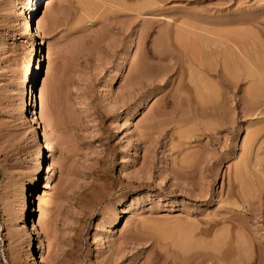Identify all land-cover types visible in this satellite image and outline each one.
<instances>
[{
    "label": "rangeland",
    "instance_id": "obj_1",
    "mask_svg": "<svg viewBox=\"0 0 264 264\" xmlns=\"http://www.w3.org/2000/svg\"><path fill=\"white\" fill-rule=\"evenodd\" d=\"M34 1L0 0V264H264V0Z\"/></svg>",
    "mask_w": 264,
    "mask_h": 264
},
{
    "label": "bare ground",
    "instance_id": "obj_2",
    "mask_svg": "<svg viewBox=\"0 0 264 264\" xmlns=\"http://www.w3.org/2000/svg\"><path fill=\"white\" fill-rule=\"evenodd\" d=\"M44 1H46V0H35L34 1V3L32 4V6H31V8H30V12H29V17L27 18V22H31L32 20H36V16H37V14H38V8H39V4H40V2H44ZM109 1V0H108ZM111 1H113L112 3H117L116 1H114V0H110V2ZM49 3V2H48ZM109 3V2H108ZM161 3V2H160ZM159 3V4H160ZM122 5V4H121ZM124 7V6H123ZM93 8V7H92ZM128 11H131V12H135V15L137 14V15H142V14H151V15H154V14H159L160 13V8H158V7H156L155 6V3H154V0H144L141 4H139V5H137V6H132V7H130V9L128 8ZM161 18V17H160ZM163 18V17H162ZM147 20V19H146ZM26 22V24H27V26H29L28 25V23ZM36 23V22H35ZM155 23V22H154ZM34 27V26H33ZM41 31V29H39V27L38 26H36V28L34 29V32H33V36L35 37V38H37L40 42L37 44V46H36V50L38 49L39 50V54L42 52V48H43V46H44V41H43V38H42V35H41V33L42 32H40ZM163 35V36H162ZM161 35V37H160V39H159V45L160 46H158L157 45V49H156V51L158 50V48L160 47V49L161 50H163L164 49V47H163V45H164V43L166 42L165 41V35L164 34H162ZM180 36V35H179ZM142 37V36H141ZM184 38V37H183ZM143 40V39H142ZM141 39H140V41L141 42H143ZM177 40V39H176ZM179 40H181V39H179ZM144 43V42H143ZM141 46V45H140ZM146 46V45H145ZM142 48V47H141ZM159 49V50H160ZM157 51V53L156 54H154V53H149V50H146V51H144L143 52V55H142V57L144 58L143 60H151V59H153V58H157L158 59V61L159 60H163L164 58L163 57H165V53L163 54V52H165V49L163 50V52L162 51ZM155 51V52H156ZM36 52H35V57L32 59V61H31V65H32V72H33V70L36 72L37 70H39V60L40 59H37L36 58ZM141 55V54H140ZM164 55V56H163ZM142 60V61H143ZM34 64H36V66H34ZM196 85V84H195ZM33 85H31V87H30V89H28V90H26V109H28L30 112L28 113L29 115H30V118H29V123H31V125L33 126H37V119H36V116H35V114L32 112L33 110H32V108H33V104H34V97H33ZM255 96V95H254ZM33 129V128H32ZM34 132V131H33ZM43 140V139H42ZM45 144V143H44ZM46 145V144H45ZM245 168V167H244ZM46 176V175H45ZM49 178V177H48ZM47 178V179H48ZM36 181H37V178H34V180H33V183H32V187H34L35 185H36ZM36 194V193H35ZM38 200V208H39V206H40V203H41V199H37ZM38 222V221H37ZM32 230H33V232L35 233V235H37V230H36V227L34 226V224L32 225ZM32 233V232H31ZM33 234V233H32ZM38 236V235H37ZM31 246V245H30ZM35 247V246H34Z\"/></svg>",
    "mask_w": 264,
    "mask_h": 264
}]
</instances>
